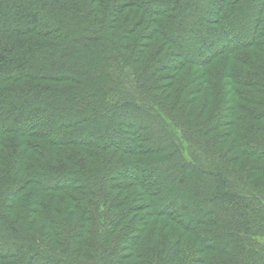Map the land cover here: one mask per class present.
Masks as SVG:
<instances>
[{"label": "trees", "instance_id": "obj_1", "mask_svg": "<svg viewBox=\"0 0 264 264\" xmlns=\"http://www.w3.org/2000/svg\"><path fill=\"white\" fill-rule=\"evenodd\" d=\"M129 259L264 264V0H0V264Z\"/></svg>", "mask_w": 264, "mask_h": 264}, {"label": "rangeland", "instance_id": "obj_2", "mask_svg": "<svg viewBox=\"0 0 264 264\" xmlns=\"http://www.w3.org/2000/svg\"><path fill=\"white\" fill-rule=\"evenodd\" d=\"M225 16H226V14H225ZM162 39H163L162 35H159V36L155 37L152 40L153 47H151V49L149 51L150 53L154 51V48L159 45V42H161ZM222 57L223 56H220L217 60H215L213 63L209 64L206 67V72H207L206 73V83L207 84H206L205 88H203L202 92L198 96L199 99L195 103L196 108H199V106L201 104V101L203 100V98L205 96L206 89L209 90V93L212 96L211 97V103H210L211 106L215 105L216 103L219 104V101L222 99V87H221V79H220ZM185 75H186V78H187L189 76V73H187ZM178 83L183 84L184 81L181 80ZM177 84H175V85H177ZM177 87H178V85H177ZM161 92L162 91H159V93H161ZM173 96H174V94H173ZM140 141H141L140 142L141 144H144V140L143 139H141ZM162 223H163V220L161 219L160 222H159L158 228H157V236L154 238V240H153L154 242L152 243L153 246H156L157 248L161 245V240L163 238V233L161 231ZM151 230H152V225H150L146 229V231L142 234L141 239L137 243L138 246L136 247V250H135L136 253H138V252L141 253L142 252L141 247L145 246L148 243V241L150 239L149 236L151 234ZM143 256H144V254H143ZM156 256H157V253L156 254L155 253H150V250H148V252L145 254V256L142 257V259L144 258V260L156 261ZM128 262H130V259L127 260L125 262V264H127Z\"/></svg>", "mask_w": 264, "mask_h": 264}]
</instances>
